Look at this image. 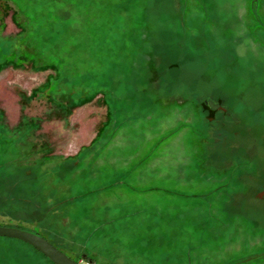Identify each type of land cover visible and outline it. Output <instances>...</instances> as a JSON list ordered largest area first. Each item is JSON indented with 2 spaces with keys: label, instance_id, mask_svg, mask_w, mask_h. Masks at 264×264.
Returning a JSON list of instances; mask_svg holds the SVG:
<instances>
[{
  "label": "rangeland",
  "instance_id": "obj_1",
  "mask_svg": "<svg viewBox=\"0 0 264 264\" xmlns=\"http://www.w3.org/2000/svg\"><path fill=\"white\" fill-rule=\"evenodd\" d=\"M0 224L90 264H264V0H0ZM0 264L56 263L0 235Z\"/></svg>",
  "mask_w": 264,
  "mask_h": 264
},
{
  "label": "water",
  "instance_id": "obj_2",
  "mask_svg": "<svg viewBox=\"0 0 264 264\" xmlns=\"http://www.w3.org/2000/svg\"><path fill=\"white\" fill-rule=\"evenodd\" d=\"M0 235L5 237H16L23 242H28L35 249L43 252V254L56 264H82L68 255L65 251H61L55 244L45 238L39 232H33L30 229L19 228L18 226H5L0 224Z\"/></svg>",
  "mask_w": 264,
  "mask_h": 264
},
{
  "label": "trees",
  "instance_id": "obj_3",
  "mask_svg": "<svg viewBox=\"0 0 264 264\" xmlns=\"http://www.w3.org/2000/svg\"><path fill=\"white\" fill-rule=\"evenodd\" d=\"M88 98V96H84V97H82L81 99H80V101H84V100H86ZM74 103H76V102H73L71 105L72 106H74ZM49 260V259H48ZM54 263V262H53Z\"/></svg>",
  "mask_w": 264,
  "mask_h": 264
},
{
  "label": "built area",
  "instance_id": "obj_4",
  "mask_svg": "<svg viewBox=\"0 0 264 264\" xmlns=\"http://www.w3.org/2000/svg\"><path fill=\"white\" fill-rule=\"evenodd\" d=\"M80 263H82V264H90L89 262H86V261H81V260H78ZM91 264H93V263H91Z\"/></svg>",
  "mask_w": 264,
  "mask_h": 264
}]
</instances>
